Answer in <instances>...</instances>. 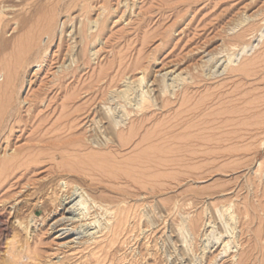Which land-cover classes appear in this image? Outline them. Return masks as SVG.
I'll return each mask as SVG.
<instances>
[{"label":"rangeland","instance_id":"374dc122","mask_svg":"<svg viewBox=\"0 0 264 264\" xmlns=\"http://www.w3.org/2000/svg\"><path fill=\"white\" fill-rule=\"evenodd\" d=\"M0 1L3 2L2 5L8 6L9 4L8 12H6L8 13L7 17L19 19L29 16L36 9V6L38 5L37 8H39L41 4L40 8L43 13H40V11L42 12L40 8L39 13H37L40 22L46 20L47 17L52 18L55 30L57 29V32L55 31L56 36L51 40L52 42L48 43V38L43 37V47L49 46L48 54L47 52L43 54L47 58L43 65L40 66V64L34 63L35 65L32 64V66L30 64L31 66H28L29 69L27 67L28 70L26 69L24 73L26 74L24 75L26 82L17 96L20 95L18 99L21 102L26 101V103L22 102V108L20 107L21 116L19 115V118L16 119L18 122L13 120L6 132L2 133L3 136L0 137L2 141H0V162L10 154L18 152L25 156L23 161L27 165L24 166L23 161H21L14 169H10L12 172L10 170H7L10 172H5L8 175L0 174V264H49L44 261L50 259L51 253L59 248V244L74 238V236L56 238L60 232H56L57 229L55 228L50 229L52 222L61 218V214L64 213V210L54 211L56 205H53L51 199L56 194L51 189L56 187L55 191L59 194H65L69 190V188L65 190L60 186V181L72 182V186L77 184L90 195L88 201L92 205L88 203L91 208L88 207L92 210L94 206H98L95 207V210L93 208L91 213L94 215L93 219H100L98 222L101 223V226H99L101 231L106 230L104 227L107 224L104 225V223L114 221L113 209L116 205L118 206L119 201L121 202L119 199L126 198L128 194L132 199L136 197L133 200L140 201L141 208L138 207L140 208V210L138 209V216H140L136 225L137 227L139 225L140 228L138 227L135 230L137 228L135 227L136 232H131L132 245L135 248L134 251L130 249L128 252L126 264H191L193 258V262L195 260L197 262L195 264H213L212 261L209 262V258L212 259L216 253L220 256L217 258L218 261L220 260L219 264H231V255L234 254L237 248L234 247L230 249L231 252L230 250L225 252L217 242L216 245L214 244L217 241L215 236L224 229L222 222L219 223L220 219L218 218L220 215L217 218V213L215 212L214 215L213 212L223 207L221 209L224 210L218 212L223 213L228 206L233 211L236 209L237 213H235L240 217L238 218V228L236 230L242 238L240 242L242 246L238 247L239 252L250 248L254 240L252 241V236L247 235L249 234L248 230L257 229L259 226L264 225V166L258 167L259 161H263L264 165V147H262L264 143V54H262L264 53V36L261 38V34H264V0ZM58 3L59 7L57 6ZM48 13H51L52 16H49ZM39 14L41 17H39ZM37 15L36 18L33 17L34 21L32 20L31 25L27 24V29H18L17 25L12 23L7 28V36H13L11 39L8 37L11 41H8L7 51L9 53L7 52L6 56H9L13 51L14 43L12 42L16 41L20 35L24 36L26 30L29 31L33 22L38 20ZM46 15L47 17H44ZM94 20H100L98 22L100 24L95 29L94 27L90 28L91 21L95 22ZM248 28L249 30H247ZM44 43L48 44L44 46ZM73 49L82 51L81 53L86 56L84 58L85 63L87 62L86 65L83 64L86 68L84 67L81 73L80 70H75L74 75L72 72H70L72 74L68 73L70 70L66 68L71 61ZM228 56L233 61L229 62ZM64 64L66 69L63 68L65 73L63 75L61 66ZM169 71L173 73L183 72V76L188 77L187 82L176 89L178 98L175 95L172 96V102L169 104L171 107L164 109L165 112H160L156 106L147 112L146 117L141 115V119L139 118L140 114L133 112L130 121L127 119L125 121L127 124L121 123L120 125L126 128L133 122L134 125L141 127L139 132L142 134L139 135L140 133H138L139 136L137 135L134 138L136 144L132 143L131 145L130 143L131 146L118 147L117 149L118 144H113L100 132L99 118L104 117L105 112L111 111L118 115L117 119L119 121L123 119L120 118L122 113L118 114L122 108L119 104H124L123 99L119 98V91L125 89L127 80H137L145 72L146 78H148L145 82L152 88H157L158 85L163 84L162 80L165 74L167 75L165 79L168 83H171L172 73ZM160 76L161 79H159ZM2 79L0 77V81ZM80 79L83 81L81 92L79 91L81 88ZM156 80L157 82H155ZM158 82L161 84H158ZM38 96L41 98V102ZM27 99H30L32 105L28 103L29 101L27 102ZM33 99L36 100V103ZM33 102L36 105H33ZM127 109L130 110L129 105ZM82 113L83 117L78 118ZM172 115L173 119L177 116L174 119L175 121H171ZM145 119L149 122H145L146 125L143 124ZM177 119L180 121L187 119L191 124L180 126L181 128L176 127L177 132L168 135H172L171 140L168 136L169 139L165 138L166 144L174 142V144L168 145L171 150L168 151V146L163 143L164 140L163 142L162 140L154 141L151 144L156 146L157 143L158 149L161 150L157 149V152L159 154L161 152V155L158 153L156 155L161 157L157 158L155 155L151 157V159L153 158L152 162L151 159H148L149 161L145 162L144 165L139 164L135 160L137 159V153H141V146L146 148L148 143L142 145L143 143L137 142H142V138L146 135L157 133V131L164 128L163 126L166 128L174 125L177 123ZM169 121L174 124H170ZM140 122L142 123L140 124ZM12 124L16 125L13 126ZM142 125L145 127H142ZM3 139L6 141L4 142ZM133 145H137L139 149H135L136 151L131 150L135 147ZM159 146L162 147L159 148ZM163 147L164 149L167 148V150L165 149V154L168 151L166 155H169V157L166 156L167 158L163 156L165 154L162 155ZM172 147L174 150H172ZM180 147L185 151L184 153L179 149ZM92 150L96 152L100 150L102 154L106 151L105 155L108 153V157L111 155L109 165L112 170L109 168V161L108 166L105 164L108 159L103 160L105 163H102L101 160L98 161V165L101 162L105 167H108L107 169L102 165L96 166L97 161L93 162L91 160L93 158H88L90 154L92 156V153H94ZM172 151L175 156L172 155ZM179 151L180 153H178ZM45 153H47V156ZM123 153L128 154L123 156ZM116 154L117 156H115ZM28 157L32 158H29L30 160L26 162L25 158L28 159ZM76 159L78 162L75 161ZM135 162L139 165L138 168ZM119 163L121 164L120 171L126 172V170H129L128 172L132 173L133 176L128 177L121 172L124 175L122 176L118 171L120 168H115V166L120 167ZM122 163L127 168L124 169ZM150 163H152V166ZM20 164L23 167H19L22 166ZM133 164L136 167H133ZM0 165L2 166L1 163ZM131 165L132 167H130ZM85 166H89V168L92 166L93 168L88 169ZM100 167H104V169ZM132 168L136 169L132 172ZM98 169H100V172H98ZM114 169L118 173L115 171L113 173ZM259 169L262 171H259ZM13 170L15 171L13 172ZM137 185H139L140 190L136 189ZM58 186L61 189L57 188ZM69 187L70 195L72 187ZM198 194L200 198H198ZM86 195L87 201L89 195ZM210 195L212 198H210ZM93 198H95L94 201ZM96 200H98V205ZM111 201H115V205ZM137 201L136 204H138ZM95 203L96 205H94ZM100 204L102 210L99 207ZM105 206L106 208L108 206V209ZM181 206H185L184 208L190 206L191 210L189 208H186V210ZM244 206L251 209L252 216L250 215L251 217H248V219H246L247 216H244ZM229 208L228 211L231 210ZM203 209L212 212L213 215L212 213L211 215L219 220V222H214V225L217 224V229L214 228L213 232L209 231L212 230V227L207 226L204 229L208 234L213 233L210 242L214 240L212 242L214 246L201 259L200 246L202 240L200 241V237L193 235L192 240L195 239L193 240L194 256L191 259L186 256L190 261L185 256L182 259L183 249L185 248L183 247V239L177 231L179 235L175 231V234L173 233L172 227L180 222L181 214L195 210H197V213L203 211ZM260 209H262V212ZM49 213L52 214L49 216ZM253 213L255 214L253 215ZM31 214L38 216V220L29 226V232L26 233V230L18 224L17 219L27 220L26 223H28ZM66 216L71 215L66 214ZM42 217H46L47 220L43 221ZM213 217L212 219H214ZM241 221L243 224L240 223ZM78 224L76 222L72 226ZM218 227L220 228L218 229ZM203 233L204 231L200 232V234ZM202 238L204 240L205 237ZM147 241H150L149 244H147ZM27 243L31 245L32 251L26 250L25 245ZM35 248L36 253L33 250ZM63 249L65 248L58 251ZM147 249H149V252ZM221 249L224 250L225 254ZM38 251L40 252L38 253ZM103 253L105 259L101 264H117L113 253L107 255L106 250H103ZM151 253L156 256L153 257ZM63 254L65 258H62L63 261L60 260L63 263L60 261L57 263L93 264L95 261V258L92 257L88 260L86 254H83L81 258H76L74 255H69L72 257L66 256L68 253ZM168 254L173 257H169ZM53 261H56V259ZM193 262L192 264H194Z\"/></svg>","mask_w":264,"mask_h":264},{"label":"bare ground","instance_id":"6f19581e","mask_svg":"<svg viewBox=\"0 0 264 264\" xmlns=\"http://www.w3.org/2000/svg\"><path fill=\"white\" fill-rule=\"evenodd\" d=\"M24 2H25V0H24ZM23 2V3H24ZM35 2V1H34ZM51 2V1H50ZM56 2V1H55ZM2 3L3 2H1L0 1V77H2L3 79H2V81H0V137H1V135H2V133L3 132H6V129L9 127V125L11 124V122H13V120H16V119H18L19 118V115H20V107L22 108V102H25L26 103V101H20V99H18L19 98V96H17L18 95V93H20L19 91H21L22 90V87L25 85V77H24V75H26V74H24L25 72H26V69H27V67L29 66H31L32 64H40V66L41 65H43V63L45 62V59H47L46 58V55H45V57H44V55L43 54H46V52L48 51V47H43V45H42V42L44 41V38L45 37H47L48 38V43L49 42H52L51 40L52 39H54V37L56 36L55 35V31L57 30H55V27H54V20L52 19V18H48L47 17V15L46 16H44V17H47V18H45L46 20H42V18H41V22H40V20H39V18H38V15H37V13H39V8L41 7V4L39 5V8H37L38 7V5L36 6V9L34 10V11H32L30 14H29V16H25V17H23V18H9V17H7V15H8V13H6V12H8L7 11V9H8V6H9V4H8V6H6V5H2ZM6 3H8L7 1H6ZM35 4V3H34ZM49 4V3H48ZM62 4V3H61ZM27 5V4H26ZM33 5V4H32ZM56 5V4H55ZM59 5V3L57 4V6ZM45 6V5H44ZM54 6V5H53ZM56 6V7H57ZM13 7V6H12ZM15 7V6H14ZM55 7V6H54ZM59 7V6H58ZM33 8V7H32ZM43 8H45V7H43ZM41 9V8H40ZM49 9V8H48ZM53 9V8H52ZM56 9V8H55ZM83 9V8H82ZM12 11H13V9H11ZM42 10V9H41ZM106 10V9H105ZM105 10H104V12H105ZM16 11V10H15ZM52 11V10H51ZM56 11V10H55ZM14 12V11H13ZM54 12V11H53ZM52 12V13H53ZM17 13V12H16ZM19 13V12H18ZM40 13H43V10H42V12L40 11ZM56 13V12H55ZM37 15V18H38V20H36L35 22H37V23H35V22H33V25L35 26V24H36V26L34 27L33 25H32V27L30 26V28H29V26H28V28L30 29L29 31L28 30H26L27 28H26V26H27V24L29 23L30 25L32 24L31 22H32V20L34 19L33 17H35L36 15ZM49 14V16L51 15L52 16V14L51 13H48ZM54 14V13H53ZM20 15V14H19ZM27 15V14H26ZM35 15V16H34ZM45 15V14H44ZM21 17V16H20ZM39 17H41V15L39 14ZM36 18V17H35ZM246 18V17H245ZM34 21V20H33ZM95 21V20H94ZM100 21V20H99ZM99 21H95V22H92L91 21V27L90 28H93L94 27V29H95V27L98 25V24H100V23H98ZM11 23L12 24H16L17 25V27H18V29H23V28H26L25 30H26V32H27V34L25 35V33H24V36H21L20 35V37H16L17 39H16V41H14V42H12V43H14L13 44V51H12V53H10L9 54V56H6V53L8 52L7 50H8V41L11 39V37L13 36H11V34H10V36L11 37H9V35L7 36V33H8V31H7V28H9V26L11 25ZM94 24V25H93ZM99 27V26H98ZM97 28V27H96ZM249 28H250V26H249ZM249 28L247 29V30H249ZM75 29V28H74ZM78 29V28H77ZM76 29V30H77ZM15 30V29H14ZM99 30V29H98ZM251 30V29H250ZM19 31V30H18ZM62 31V30H61ZM86 31H88V30H86ZM100 31V30H99ZM24 32V31H23ZM57 32V31H56ZM97 32V31H96ZM101 32V31H100ZM264 32V31H263ZM248 33V32H247ZM16 34V33H15ZM88 34V33H87ZM243 34V33H242ZM245 34H246V32H245ZM43 35V36H42ZM100 35V34H99ZM244 35V34H243ZM247 35V34H246ZM77 36H79V35H77ZM245 36V35H244ZM243 36V37H244ZM263 36H264V34H261V38H263ZM10 39H9V38ZM44 37V38H43ZM80 37V36H79ZM47 38H45V39H47ZM89 38V37H88ZM87 38V39H88ZM11 41V40H10ZM47 41V40H46ZM47 43V44H48ZM45 44L46 43H44V46H45ZM46 44V45H47ZM76 46V45H75ZM245 49V48H244ZM49 52V51H48ZM48 52H47V54H48ZM82 51H80V50H74L73 49V53H72V56H71V61H70V63L66 66V68L68 69V70H70L68 73H70V72H72L73 73V75H74V73H75V70H80V73L84 70V67L85 66H83V64L85 63V57L86 56H84V54H82L81 53ZM9 53V52H8ZM88 53V52H87ZM97 53V52H96ZM63 54V53H62ZM68 54V53H67ZM94 54V53H93ZM93 54H90V55H93ZM262 54H264V53H262ZM8 55V54H7ZM71 55V54H70ZM89 55V54H88ZM94 56V55H93ZM231 56V55H230ZM48 57V56H47ZM60 57V56H59ZM63 57V56H62ZM228 58H229V56H228ZM52 60V59H51ZM55 60V59H54ZM208 61H209V59H208ZM230 61H233L232 59H231V57L229 58V62ZM204 62V61H203ZM49 63V62H48ZM87 63V62H86ZM86 63H85V65H86ZM210 63V62H209ZM31 64V65H30ZM34 64V65H35ZM139 64V63H138ZM204 64H205V62H204ZM48 65V64H47ZM206 65V64H205ZM209 65V64H208ZM211 65V64H210ZM33 66V65H32ZM202 66V65H201ZM218 66V65H217ZM29 67H28V69H29ZM206 67V66H205ZM61 68H62V71L61 72H63V68L64 69H66L65 68V64L64 65H62L61 66ZM60 68V69H61ZM86 68V67H85ZM209 68V67H208ZM247 68V67H246ZM27 69V70H28ZM174 69V68H173ZM207 69V68H206ZM226 69V68H225ZM208 70V69H207ZM65 71V70H64ZM144 71V70H143ZM214 71H216V70H214ZM170 72V71H169ZM209 72V71H208ZM211 72V71H210ZM213 72V71H212ZM72 73H70V74H72ZM170 73H172L171 74V83H168L167 82V79H165V77L167 78V75L165 74V77H164V75H163V84L160 86V85H158V87L156 88V87H154V88H152L151 86H149L145 81H146V79H148V78H146L147 76L145 75V72H143L142 73V75L136 80H134V81H128L127 79V81H126V85H125V89H123L122 91L120 90L119 92V98L121 97L122 99H123V101L122 102H124V104H122V103H120V102H118V103H120L119 105H120V107H122L121 108V110H119V112H118V114L120 113H122L121 114V117L120 118H123L122 120H118L117 119V117H118V115L115 113V112H111V111H108V112H105V116L104 117H102V118H99L100 120L98 121V122H100V124H101V126H100V132H102L105 136H106V138H108L109 140H111V142L113 143V144H115V143H117L118 144V146H117V149H118V147H120V148H122V147H127V146H131L132 145V143L133 144H136V143H134V138L138 135V133H140L139 135H141L142 133L141 132H139L140 131V129H141V127L140 126H137V125H134L133 124V122H132V124L129 126V127H126V128H123V127H121V126H123V125H120L121 123H123V124H127L125 121L127 120V119H129L128 121H130V119L132 118V113L133 112H135L136 114H140V119H141V115L142 116H145L146 114H147V112L151 109V108H153V107H158V109L160 110V112L161 111H164L165 112V110L164 109H166L167 107L168 108H170L171 106L169 105L171 102H172V96H174L175 95V97L176 98H178V93L176 92V89L179 87L180 88V86L181 85H183V84H185L187 81V78L185 77V76H183V72H181V73H177V72H170ZM177 73V74H176ZM216 73V72H215ZM65 73L63 72V75H64ZM167 74H168V72H167ZM209 74V73H208ZM72 75V76H73ZM213 75V74H212ZM67 76V75H66ZM66 76H63V77H66ZM68 76H69V74H68ZM62 77V76H61ZM60 77V78H61ZM69 78V77H68ZM128 78V77H127ZM190 78V77H189ZM63 79V78H62ZM159 79H161V76H160V78ZM158 79V80H159ZM191 79H193V78H191ZM76 80V79H75ZM131 80H133V79H131ZM190 80V79H189ZM149 81V80H148ZM161 81V80H160ZM62 82V81H61ZM80 83H81V90L79 89V91L81 92L82 91V89H83V81H81V79H80V81H79ZM155 82H157V80L155 81ZM60 83V82H59ZM160 82H158V84H159ZM190 83V82H189ZM84 84H86V83H84ZM151 84V83H150ZM152 84H153V82H152ZM161 84V83H160ZM155 85V84H154ZM191 86V85H190ZM80 87V86H79ZM87 87V86H86ZM193 88V87H192ZM85 90V89H84ZM182 90V89H181ZM86 91V90H85ZM178 91V90H177ZM78 92V91H77ZM76 92V94L77 95H79L78 93ZM85 93V92H84ZM75 94V95H76ZM40 95V94H39ZM118 95V94H117ZM35 97H36V95H34ZM191 96V95H190ZM189 96V97H190ZM34 97V98H35ZM77 97V96H76ZM117 97V96H116ZM115 97V98H116ZM21 98V97H20ZM28 98V97H27ZM82 98H83V96H82ZM25 100H26V98H24ZM23 99V100H24ZM38 99L40 100V102H41V98H39V96H38ZM37 98H36V100H38ZM72 99V98H71ZM77 99V98H76ZM81 99V98H80ZM20 102H19V101ZM30 100V99H29ZM28 99H27V102L29 101ZM32 100V99H31ZM34 100V99H33ZM36 100H34V102L36 103ZM39 100H38V102H39ZM72 101V100H71ZM120 101V100H119ZM178 101V100H177ZM33 102V105L35 104ZM25 103H23V104H25ZM28 103H32L31 101H29ZM70 103H72V102H70ZM110 103V102H109ZM180 103H182V102H180ZM185 103V102H184ZM32 105V104H31ZM36 105V104H35ZM72 105V104H71ZM130 106V110H128L127 109V106ZM170 106V107H169ZM182 106V105H181ZM180 106V107H181ZM28 107V106H27ZM29 107H30V105H29ZM28 107V108H29ZM33 107V106H32ZM27 108V109H28ZM106 108V107H105ZM108 108V107H107ZM106 108V109H107ZM82 109V108H81ZM114 109V108H113ZM124 109V110H123ZM29 110V109H28ZM31 110V109H30ZM83 110V109H82ZM169 111H171L170 109H169ZM22 112V111H21ZM164 112H163V114H164ZM175 112V111H174ZM150 113V112H149ZM119 114V115H120ZM162 114V113H161ZM177 114V113H176ZM138 115H137V117H138ZM193 115V114H192ZM191 115V116H192ZM21 116V115H20ZM99 116V115H98ZM101 116V115H100ZM99 116V117H100ZM154 116V115H153ZM175 116V115H174ZM187 116V115H186ZM189 116V115H188ZM80 117H83V113L82 114H80L79 116H78V118H80ZM146 117V116H145ZM144 117V118H145ZM177 117V116H176ZM175 117V118H176ZM23 118V117H22ZM143 118V119H144ZM149 118V117H148ZM170 118V117H169ZM168 118V119H169ZM174 118V119H175ZM21 119V118H20ZM81 119V118H80ZM95 119V118H94ZM142 119V120H143ZM150 119V118H149ZM153 119H155V118H153ZM159 119V118H158ZM163 119V118H162ZM161 119V120H162ZM173 119V115H172V119H171V121H173L174 120ZM22 120V119H21ZM93 120V119H92ZM148 120V119H147ZM178 120V119H177ZM190 120V119H189ZM138 121H139V119H138ZM149 121V120H148ZM151 121V120H150ZM168 121V120H167ZM175 121V120H174ZM193 121V120H192ZM15 122H18L17 120L15 121ZM20 122V121H19ZM82 122V121H81ZM145 122H147L146 121V119H145V121H144V125H146V123ZM170 122V121H169ZM168 122V123H169ZM142 122H140V124H141ZM147 123H149V122H147ZM152 123V122H151ZM172 122H170V124H171ZM190 122L187 120V119H184V120H178L177 121V123H172V124H174V125H170V124H168V125H170V126H167L166 128H165V126H163L164 128L163 129H160L159 131H157V133H155V134H149L148 136L146 135V137H143V136H141V137H143L142 138V142H137V143H143L142 145H144L145 143L147 144L148 143V146L146 147V148H142V146H141V153H137V159H135L137 162H139V164H145V162H147V161H149L148 159H151V157H153V156H155L158 152V150H160V149H158V145H157V143H156V146H155V144H151L152 142H154V141H158V140H162V142H163V140H164V144H166L165 143V138L168 136V135H170L171 133H173V132H177V130L178 129H175L176 127H180V126H183V125H186V124H189ZM193 123V122H192ZM17 124V123H16ZM15 124V125H16ZM99 124V123H98ZM129 124V123H128ZM161 124V123H160ZM162 124H164V123H162ZM191 124V123H190ZM13 126H15L14 124H12ZM95 125V124H94ZM144 125H142V127L144 126ZM127 126V125H126ZM189 126V125H188ZM12 127V126H11ZM145 127V126H144ZM13 128V127H12ZM11 128V129H12ZM95 128V127H94ZM181 128V127H180ZM186 128V127H185ZM10 129V128H9ZM98 129H99V127H98ZM97 129V130H98ZM13 130V129H12ZM96 130V131H97ZM148 130V129H147ZM146 130V131H147ZM151 131H152V128H151ZM8 132H10V131H8ZM144 132H145V130H144ZM150 133V132H149ZM154 133V132H153ZM4 134V133H3ZM6 134V133H5ZM144 135H145V133H143ZM176 134V133H175ZM8 135H10V134H8ZM138 135V136H139ZM3 136V135H2ZM104 136V137H105ZM172 136V135H171ZM171 136H168V137H170V140H171ZM167 137V138H168ZM174 137V136H173ZM9 138V137H8ZM105 138V139H106ZM139 138V137H138ZM138 138H137V140H138ZM2 139V138H1ZM6 139V138H5ZM104 139V140H105ZM169 139V138H168ZM4 140V139H3ZM101 140H103V139H101ZM108 140V141H109ZM1 141V140H0ZM6 140H4V142H5ZM133 141V142H132ZM174 141V140H173ZM2 142V141H1ZM161 142V141H160ZM169 142V141H168ZM178 142V141H177ZM7 143V142H6ZM104 143V142H103ZM130 143H131V145H130ZM66 144V143H65ZM117 144H115V145H117ZM140 144V145H141ZM158 144H159V142H158ZM163 144V145H164ZM171 144H174V142L173 143H171ZM171 144H166L167 146L168 145H171ZM166 145H165V147H166ZM135 145H133V147H134ZM183 146V145H182ZM181 146V147H182ZM189 146V145H188ZM113 147V146H112ZM160 147H162V146H159V148ZM169 147L170 146H168V151L169 150H171V147H170V149H169ZM179 148V149H181L182 151H183V149H185V148ZM262 147H264V143H263V145H262ZM64 148V147H63ZM72 148V147H71ZM116 148V147H115ZM130 148V147H129ZM132 148V147H131ZM150 148L152 149L151 151H150ZM173 148V147H172ZM35 149H37V148H35ZM110 149H112V148H110ZM135 149H139V147L136 145L133 149H131V150H135ZM147 149H149V150H147ZM158 149V150H157ZM162 149V148H161ZM163 149H164V147H163ZM166 150H167V148H165ZM162 150L163 152H162V155L163 154H165V151L166 150ZM177 149V148H176ZM78 150H79V148H78ZM120 150V149H119ZM119 150H117V151H119ZM172 150H174V148L172 149ZM64 151V150H63ZM80 151V150H79ZM92 151H94V153H92V152H90V153H92V156H91V154L89 155V157L88 158H93V159H91V160H93V162H96V166H98L99 167V165L101 166H104V164H102V163H105V161H103V160H107L106 161V165H107V163H108V161H109V163H108V165L110 164V160L109 159H111V155H109V157H108V153L105 155V152H104V154H102L101 153V151L100 150H98L97 152L95 151V150H92ZM100 151V152H99ZM121 151H123V150H121ZM136 151V150H135ZM161 151V150H160ZM168 151L166 152V154L168 153ZM176 152H177V150H175ZM32 152V151H31ZM34 152H36V151H34ZM99 152V153H98ZM102 152H103V150H102ZM131 152V151H130ZM173 152V151H172ZM172 152H171V154H172ZM185 151H183V153H184ZM60 153V152H59ZM66 153V152H65ZM71 153V152H70ZM128 153H129V151H128ZM128 153H125V154H128ZM178 153H180V151L178 152ZM178 153H177V155H178ZM28 154V153H27ZM36 154V153H35ZM41 154H43V153H41ZM47 153H45V155H46ZM49 154V153H48ZM57 154V153H56ZM77 154V153H76ZM76 154H74V155H76ZM118 156L120 157V153L118 152ZM124 153L122 154L123 156L125 155ZM139 154V155H138ZM159 154V153H158ZM163 155V156H167V155ZM25 155V154H24ZM69 155V154H68ZM72 155V154H71ZM121 155V156H122ZM133 155V154H132ZM136 155V154H135ZM159 155H161V152H160V154ZM172 155H174V152H173V154ZM172 155H170V156H172ZM26 156H28V155H26ZM29 156H31L30 154H29ZM33 156V155H32ZM47 156V155H46ZM91 156V157H90ZM115 156H117V154L115 155ZM122 156V157H123ZM157 156V158L158 157H161V156H158V155H156ZM162 156V157H163ZM175 156V155H174ZM23 157H25V156H22V153H18V152H15V153H13V154H10L9 156H7L6 158H4V159H2L3 161L2 162H0L1 164H2V166L0 167V174H2V175H8V173L6 174L5 172L7 171V170H12V169H14V167H16V165H18L21 161H23ZM135 157V156H134ZM167 157H169V155L167 156ZM166 157V158H167ZM29 158H32V157H28V159H26L25 158V160H27L26 162H28L30 159ZM36 158H37V156H36ZM116 158V157H115ZM165 158V159H166ZM171 158V157H170ZM169 158V159H170ZM175 158V157H174ZM174 158H172V159H174ZM94 159H96L95 161H94ZM98 159V160H97ZM153 159V158H152ZM151 159V162L153 161ZM99 160H101L102 161V163L100 162L99 163V165H98V161ZM160 160H161V158H160ZM163 160V159H162ZM175 160V159H174ZM76 162H78L77 161V159L75 160ZM87 161V160H86ZM166 161H167V159H166ZM171 161V160H170ZM24 162V163H23ZM22 162V164H24V166L26 165L25 164V161H23ZM31 162V161H30ZM29 162V163H30ZM34 162V161H33ZM123 162H124V160H123ZM172 162H173V160H172ZM263 161H259V166L258 167H262V166H264L263 165V163H262ZM63 163V162H62ZM134 163V162H133ZM136 163V162H135ZM166 163V162H165ZM175 163V162H174ZM173 163V164H174ZM22 164H20V165H22ZM58 164V163H57ZM92 164V163H91ZM131 164V163H130ZM129 164V165H130ZM152 163H150V165H151ZM163 164V163H162ZM107 165V166H108ZM117 165V164H116ZM122 165H123V163H122ZM128 165V166H129ZM134 165V164H133ZM136 166H137V168L139 167V165H137V163L135 164ZM133 166V167H136V166ZM27 166V165H26ZM58 166V165H57ZM60 166V165H59ZM119 166L120 167H116L115 166V168H120L118 171H120L121 170V164L119 163ZM152 166V165H151ZM156 167H157V165H155ZM165 166V165H164ZM173 166V165H172ZM19 167H23V165L22 166H19ZM62 167V166H61ZM81 167V166H80ZM86 167V166H85ZM88 167V169H91V168H93L92 166L89 168V166H87ZM86 167V168H87ZM105 167V166H104ZM104 167H100V168H103L104 169ZM130 167H132V165L130 166ZM129 167V169H131ZM141 167V166H140ZM143 167V166H142ZM141 167V168H142ZM153 167H154V164H153ZM76 168V167H75ZM79 168V167H78ZM96 168V167H95ZM106 169L108 168V167H105ZM109 168L111 169V166L109 165ZM112 168H114V167H112ZM123 168L125 169V168H127V166H125V165H123ZM173 168V167H172ZM61 169V168H60ZM83 169V168H82ZM82 169L80 170L81 172H82ZM109 169V170H110ZM123 169V170H124ZM134 169H136V168H132V172H133V170ZM149 169V168H148ZM262 169V168H261ZM10 170V171H11ZM75 170V169H74ZM99 171L98 172H100V169H98ZM112 170V169H111ZM139 170H140V168H139ZM155 170V169H154ZM10 171H7V172H10ZM15 170H13V172H14ZM77 171V170H76ZM96 171V170H95ZM103 171V170H102ZM106 171V170H105ZM114 171H115V169L113 170V173H114ZM129 170H126V172H124V171H120V173L122 172L123 174L125 173L126 174V176H128V177H131V176H133V174L132 173H129L128 172ZM130 171V172H131ZM259 171H262V170H260L259 169ZM4 172V173H3ZM12 172V171H11ZM90 172V171H89ZM92 172V171H91ZM116 173H118L117 172V170L115 171ZM152 172H153V170H152ZM86 173V172H85ZM104 173V172H103ZM103 173H102V175H103ZM115 173V174H116ZM122 173H121V175H122ZM80 174H82V173H80ZM84 174V173H83ZM105 174V173H104ZM106 174H107V172H106ZM132 174V175H131ZM152 174V173H151ZM86 175V174H85ZM90 175V174H89ZM88 175V176H89ZM101 175V174H100ZM110 175V174H109ZM104 176V175H103ZM107 176H108V174H107ZM116 176H117V174H116ZM122 176H124V175H122ZM121 176V177H122ZM142 176H143V173H142ZM113 177V176H112ZM127 177V178H128ZM118 178V177H117ZM138 178V177H137ZM89 179H91V178H89ZM112 179V178H111ZM124 179V178H123ZM129 179H131V178H129ZM133 179V178H132ZM134 179H135V177H134ZM110 180V179H109ZM114 180V179H113ZM112 180V181H113ZM119 180V179H118ZM126 180V179H125ZM129 182V181H128ZM142 182V181H141ZM54 183V182H53ZM71 183L72 182H70V183H68L67 181H60L59 182V185L60 186H62L65 190H67V188H69V190H70V187L69 186H71L72 187V189H71V193H70V195H69V190H68V192H65V194H59L57 191H55L56 189V187H54L53 189H51L52 190V192L53 193H55L56 195H55V197H54V195H53V197H52V199H51V201H52V203H53V205L55 204L56 205V207H55V212H57L58 211V209L59 210H64V213L63 214H61L62 215V217L61 218H59V219H57V220H55L54 222H52V225H51V230L52 229H57V231L56 232H60V234L58 235V236H56V238H68V237H71V236H74V238H71V240H69V241H66V242H63V243H61V244H59L60 246H59V248H57V249H55L56 251H53L52 253H51V257H50V259L48 260V261H44V262H46V263H49V264H55V263H57L58 261H60V260H62V258L64 259L65 258V255L63 254V253H68V254H66V256L68 255H74V256H76V258H81L82 257V255L83 254H86V258L88 259V258H90V257H92V258H95V261H94V263L93 264H101L102 263V261H104V259H105V257H104V253H103V250H106V252H107V255L109 254V253H113L114 255H115V257H116V260H117V264H126L127 263V261H126V259H127V256H128V252L130 251V249L132 250V251H134V248H133V245H132V240H131V232L132 231H135L136 229H138V227L140 228V226L138 225V227L136 226L137 224H138V217L140 216H138V209L140 210V208H141V206H140V204L141 203H139L137 200V202H138V204H136V201L135 200H133V199H136V197L135 198H133L132 199V197L131 196H128V194H127V197L126 198H124V199H119V200H121V202L119 201V204L118 203H116V204H118V206L116 207L115 206V209H113L114 210V221L111 223V222H108V223H104V225L105 224H107L104 228L106 229L105 231H101V230H99L100 228H99V226H101V223L100 222H98V220H100V219H98V220H96V218L95 219H93L94 218V215L91 213V211L93 212V208H94V210L98 207V206H92L93 208H92V210H90V205H92L91 204V202L90 201H88V200H90V195L87 193V192H84L82 189V187H79L77 184L75 185V186H72L71 185ZM120 183V182H119ZM57 184H58V181H57ZM56 184V185H57ZM117 184V183H116ZM128 184V183H127ZM132 184V183H131ZM139 184V183H138ZM129 185V184H128ZM136 185V184H135ZM147 185V184H146ZM151 185H153V184H151ZM49 186V185H48ZM60 186H58L57 188H59ZM139 185H137V187H136V189L138 188L139 189V187H138ZM145 186V185H144ZM51 187H53V186H51ZM127 188V187H126ZM129 188V187H128ZM147 188V187H146ZM167 188V187H166ZM59 189H61V188H59ZM58 189V190H59ZM169 189V188H168ZM64 190V191H65ZM126 190V189H125ZM127 190H129V189H127ZM140 190V189H139ZM159 190H161V189H159ZM164 190V189H163ZM166 190V189H165ZM226 190V189H225ZM50 191V190H49ZM131 191V190H130ZM133 191V190H132ZM157 191V190H156ZM223 191V190H222ZM51 192V193H52ZM119 192V191H118ZM145 192V191H144ZM149 192V191H148ZM197 192V191H196ZM219 192V191H218ZM52 193V194H53ZM66 193H68V194H66ZM126 193H128V192H126ZM134 193V192H133ZM48 194H49V192H48ZM86 194H88V195H86ZM120 194V193H119ZM146 194V193H145ZM150 194V193H149ZM159 194V193H158ZM180 194V193H179ZM223 194H224V192H223ZM226 194V193H225ZM85 195L86 196H88L87 198H89V199H87V201H86V198H85ZM125 195V194H124ZM174 196V195H173ZM190 196V195H189ZM198 196V198H200L199 197V194L197 195ZM211 196V195H210ZM221 196V195H220ZM224 196V195H223ZM91 197H92V195H91ZM181 197V196H180ZM202 197V196H201ZM142 198H143V196H142ZM170 198V197H169ZM205 198V197H204ZM210 198H212V196L210 197ZM47 199V198H46ZM92 199V198H91ZM97 199V198H96ZM117 199V198H116ZM175 199V198H174ZM191 199V198H190ZM246 199V198H245ZM48 200V199H47ZM95 200V198H93V201ZM170 200V199H169ZM171 200H172V198H171ZM178 200H179V198H178ZM208 200V199H207ZM248 200V199H247ZM49 201V200H48ZM92 201V202H93ZM98 200H96V202H97ZM134 201V202H133ZM182 201V200H181ZM186 201V200H185ZM189 201V200H188ZM192 201V200H191ZM200 201V200H199ZM99 202H101V201H99ZM103 202V201H102ZM112 202V201H111ZM117 202V201H116ZM170 202V201H169ZM172 202V201H171ZM179 202H180V200H179ZM205 202V201H204ZM248 202V201H247ZM18 203V202H17ZM88 203H90V205H88ZM113 204L115 203V201L114 202H112ZM181 203V202H180ZM184 203V202H183ZM202 203V202H201ZM243 203V202H242ZM241 203V204H242ZM14 204V203H13ZM208 204V203H207ZM210 204V203H209ZM245 204V203H244ZM94 205H96V203L94 204ZM97 205H98V202H97ZM115 205V204H114ZM114 205H112V206H114ZM139 205V206H138ZM167 205V204H166ZM176 205H179V204H176ZM183 205V204H182ZM186 205V204H185ZM198 205V204H197ZM250 205V204H249ZM90 208H89V207ZM103 206H104V204H103ZM162 206H163V204H162ZM193 206V205H192ZM218 206H219V204H218ZM96 207V208H95ZM100 209L102 210V205L100 204ZM138 207H140V208H138ZM161 207V206H160ZM164 207V206H163ZM162 207V208H163ZM168 207V206H167ZM183 206H181V208H182ZM185 207V206H184ZM183 207V208H184ZM190 207V206H189ZM189 207H186L187 209L189 208ZM195 207V206H194ZM205 207V206H204ZM203 207V208H204ZM230 206H228V208H229ZM245 207V206H244ZM250 207V206H249ZM16 208V207H15ZM105 208H106V206H105ZM166 208V207H165ZM186 208H184V209H186ZM191 208V207H190ZM189 208V209H190ZM198 208V207H197ZM209 208H210V205H209ZM217 208V207H216ZM221 208H223V207H221ZM221 208H219V210H220V212L221 211H223L224 209H221ZM228 208H227V210H225V211H227L226 213H225V211L223 212V213H218L219 212V210H217V211H215L214 210V215L217 213V218H218V216H219V218L218 219H220V222H219V220L216 218V217H213L212 215H213V213L212 212H207V210L206 211H204V209H203V211H201V212H197L196 213V211L197 210H195V211H188V212H185V213H187V214H181L180 212H183V211H180L179 213L182 215H180V218H181V220H180V222L174 227H172V229H173V233H174V231H175V233L177 234V232L181 235V239H183L182 240V242H183V247H185L184 249H183V253H182V259H183V257L185 256H188V257H190V259H191V257L193 258V256H194V247H193V240H195V239H193L192 240V238H194V236L196 237H200V241L202 240V244H201V246H200V248H201V251H202V256L200 257L201 259H202V257H204L205 256V254H207L208 252V250H210L213 246H214V244L217 242L218 244H219V246H221V247H223L222 249H224L225 250V252H227L228 250H230L231 248H237L236 249V251L234 252V254H232L231 256V258H232V260H231V264H234V263H237V264H264V225L262 226V224H260L262 227H260L259 226V228H257V229H251V230H248V233L249 234H247V235H249V236H252V241H253V244L250 246V248H246V250H243V251H241V252H239V249H238V247L240 246H242V244L240 243L241 242V236L238 234V232L236 231L237 230V224H238V221H239V219L238 218H240L236 213V209L233 211L231 208H229V210L230 211H228ZM238 208H239V206H238ZM254 208V207H253ZM103 209H104V207H103ZM106 209H108V206H107V208ZM170 209H171V207H170ZM180 209V208H179ZM186 209V210H187ZM263 209V208H262ZM262 209H260L261 210V212H262ZM98 210V209H97ZM105 210V209H104ZM172 210V209H171ZM183 210V209H182ZM191 210V209H190ZM201 210V209H200ZM165 211H168V210H165ZM207 212V213H206ZM216 212V213H215ZM236 212V213H235ZM243 212H245V215H244V213H243V215L244 216H247L246 217V219H248V217H251L252 215H251V209L250 208H248V206L247 207H245L244 208V210H243ZM252 212H254V211H252ZM259 212V211H258ZM101 213V212H100ZM170 213V212H169ZM171 213H172V211H171ZM170 213V214H171ZM211 213H212V215H211ZM52 213H49V216L51 215ZM55 214V213H54ZM66 214H70L71 216H69V217H67L66 216ZM176 214H178V213H176ZM255 213H253V215H254ZM258 214V213H257ZM263 214V213H262ZM98 215V214H97ZM100 215V214H99ZM251 215V216H250ZM164 216H166V215H164ZM168 216V215H167ZM170 216V215H169ZM168 216V217H169ZM207 216V217H206ZM259 216V215H258ZM29 217V216H28ZM48 217V216H47ZM99 217V216H98ZM142 217V216H141ZM140 217V218H141ZM167 217V218H168ZM212 217L214 218V219H212ZM38 216H35V215H33V214H31L30 215V220H29V222L28 223H26V221H24V220H22L21 218L19 219H17V222H18V224L21 226V228H24L25 230H26V233H28L29 232V226L31 225V224H33V223H35L38 219ZM100 218V217H99ZM257 218V217H256ZM261 218V217H260ZM263 218V217H262ZM25 219V218H24ZM27 219V218H26ZM164 219H165V217H164ZM177 220L179 219V218H176ZM216 219H217V221H216ZM243 219V218H242ZM253 219V218H252ZM255 219V218H254ZM264 219V218H263ZM42 220L43 221H45V220H47L46 219V217H42ZM142 220V219H141ZM167 220V219H166ZM165 220V221H166ZM245 220V219H244ZM250 220H251V218H250ZM16 221V220H15ZM174 221H176V220H174ZM246 221V220H245ZM255 221V220H254ZM259 221V220H258ZM264 221V220H263ZM42 222V221H41ZM76 222H78L79 224L77 225V226H72L73 225V223H76ZM214 222H219V223H221L222 222V225H223V231H221V232H219L218 233V235L217 236H215L216 237V240L217 241H215L214 242V244L212 243L214 240H212V242H210V238L212 237L211 236V234H213V233H210V234H208L207 233V231H205L204 229L208 226V227H212V230H209V231H211V232H213V229L214 228H216L217 229V224H215L216 225V227H214L215 225H214ZM248 222L250 223V221L248 220ZM252 222H253V220H252ZM98 223H100L99 225H98ZM240 223H242V221L240 222ZM254 223V222H253ZM258 223V222H257ZM243 224V223H242ZM241 224V225H242ZM251 224V223H250ZM97 225H98V228H97ZM174 225V224H173ZM220 225V224H219ZM245 225V224H244ZM70 226H72V227H70ZM243 226V225H242ZM253 226V225H252ZM251 226V227H252ZM257 226H258V224H257ZM135 227H137V228H135ZM165 227V226H164ZM134 228H135V230H134ZM220 227H218V229H219ZM245 228V227H244ZM163 229V228H162ZM211 229V228H210ZM241 230V229H240ZM158 231V230H157ZM172 231V230H171ZM177 231V232H176ZM201 231H204V233L203 234H200V232ZM215 231V230H214ZM247 231V230H246ZM136 232V231H135ZM218 232V231H217ZM133 233V232H132ZM172 233V232H171ZM172 233V234H173ZM174 233V234H175ZM240 233V232H239ZM179 234H177V235H179ZM216 234V233H215ZM239 235V237H238V235ZM194 235V236H193ZM202 235V236H201ZM242 235V234H241ZM63 236V237H62ZM132 236H134V235H132ZM169 236V235H168ZM193 236V237H192ZM248 236V237H249ZM28 237V236H27ZM172 237V236H171ZM202 237H205L204 238V240H203V238ZM177 239H178V237H176ZM28 239V238H27ZM176 239V240H177ZM212 239V238H211ZM178 241V240H177ZM246 241V240H245ZM146 242V241H145ZM150 242V241H149ZM149 242L147 241V244H149ZM180 242V241H179ZM181 242V243H182ZM155 243V242H154ZM197 243V242H196ZM198 243H199V240H198ZM153 244V243H152ZM157 244V243H156ZM248 244V243H247ZM198 245H200V244H198ZM216 245V244H215ZM31 245L30 244H26L25 245V248H26V250H28V251H32V247H30ZM155 247H157L156 245H155ZM39 248V247H38ZM38 248H37V250H38ZM61 248H65V249H63L62 251H58L59 249H61ZM66 248H68V249H66ZM182 248V247H181ZM150 249V248H149ZM149 249H147L148 250V252H149ZM180 249V248H179ZM221 249V250H222ZM245 249V248H244ZM33 250H35L34 252L36 253L37 251H36V248L35 249H33ZM40 250V249H39ZM139 250V249H138ZM153 250V249H152ZM154 250H157V249H154ZM196 250V249H195ZM220 250V251H221ZM224 250H222V252H223V254H225V252H224ZM131 251V253H134V252H132ZM136 251V250H135ZM170 251V250H169ZM40 251H38V253H39ZM83 252H85V253H83ZM137 252V251H136ZM200 252V251H199ZM229 252V251H228ZM230 252H231V250H230ZM152 253H154V252H152ZM151 253V254H152ZM156 253V252H155ZM219 253H221V252H219ZM138 254V253H137ZM172 254V253H171ZM222 254V253H221ZM220 254V255H221ZM134 255H136L135 253H134ZM139 255H140V252H139ZM148 255V254H147ZM153 255V257H155L156 255L155 254H152ZM155 255V256H154ZM158 255V254H157ZM169 255V254H168ZM175 255V254H174ZM196 255V254H195ZM211 255V254H210ZM47 256V255H46ZM141 256H142V254H141ZM144 256V255H143ZM146 256V255H145ZM150 256V255H149ZM181 256V255H180ZM219 255L216 253V255L215 256H213V258L211 259V258H209L210 259V261L209 262H213V264H219V262H220V260L218 261L217 260V258H219L218 257ZM222 256V255H221ZM238 256V258L236 259V257ZM48 257V258H49ZM69 257H72V256H69ZM152 257V256H151ZM169 257H171L170 255H169ZM173 257V256H172ZM171 257V258H172ZM212 257V256H211ZM74 258V257H73ZM137 258H139V257H137ZM187 258V257H186ZM222 258V257H221ZM220 258V259H221ZM42 259V258H41ZM54 259H56V261H53ZM156 259V258H155ZM188 259V258H187ZM186 259V260H187ZM196 259V258H195ZM200 259V260H201ZM208 259V258H207ZM89 260V259H88ZM94 260V259H93ZM138 260V259H137ZM176 260H178V259H176ZM189 260V259H188ZM193 260H194V258H193ZM193 260L191 259V261L193 262ZM63 261V260H62ZM62 261H60V262H62ZM160 261V260H159ZM169 261V260H168ZM167 261V262H168ZM190 261V260H189ZM237 261V262H236ZM59 262V263H60ZM165 262V261H164ZM172 262V261H171ZM179 262V261H178ZM182 262V261H181ZM192 262H191V264H192ZM195 262H196V260H195ZM195 262H193L194 264H195ZM59 263H57V264H59ZM63 263V262H62ZM62 263H60V264H62ZM137 263V262H136ZM169 263V262H168ZM183 263V262H182ZM189 263V262H188ZM197 263V262H196ZM174 264V263H173ZM176 264V263H175ZM186 264V263H185ZM190 264V263H189ZM203 264V263H202ZM222 264V263H221ZM226 264V263H225ZM228 264V263H227Z\"/></svg>","mask_w":264,"mask_h":264}]
</instances>
